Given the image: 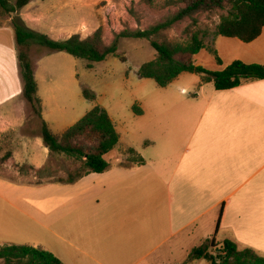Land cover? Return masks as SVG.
<instances>
[{
    "label": "crops",
    "instance_id": "1",
    "mask_svg": "<svg viewBox=\"0 0 264 264\" xmlns=\"http://www.w3.org/2000/svg\"><path fill=\"white\" fill-rule=\"evenodd\" d=\"M58 1L63 6L54 15L42 10L44 0H33L19 16L29 29L55 41L80 35L85 21L73 14L75 0ZM225 40L220 44L232 53L230 58L223 61L215 55L212 42L207 49L217 65L208 70L200 62L205 56L209 59L205 48L195 55L196 66L212 72L234 61L264 67V27L250 43ZM66 56L70 55L51 53L42 60L74 64ZM40 77L37 65L41 117L54 134H63L99 106L107 112L119 142L104 156L110 165L106 172L91 173L73 184L61 183L63 176L36 186L0 179V246L30 245L62 264H182L175 260L178 253L187 258L193 248L213 238L264 252V80L217 91L214 86L207 89L212 83H202L201 78L192 101L181 105L172 99L181 109L142 105L122 112L97 103L81 111L60 109L52 80L41 85ZM20 96L14 29L11 17L0 16L3 130L17 131L24 125L26 109H14ZM19 141L31 144L25 136ZM35 146L28 163L40 169L49 157L40 134ZM130 150L143 162L122 165ZM56 173L50 171V178Z\"/></svg>",
    "mask_w": 264,
    "mask_h": 264
},
{
    "label": "trees",
    "instance_id": "2",
    "mask_svg": "<svg viewBox=\"0 0 264 264\" xmlns=\"http://www.w3.org/2000/svg\"><path fill=\"white\" fill-rule=\"evenodd\" d=\"M33 0H0V16L11 17L17 49V59L20 79L22 82V98L40 119V138L49 156L59 155L77 164L79 171L68 174L61 183L73 184L91 173H104L110 165L104 156L112 152L119 142L114 125L107 112L96 106L88 111L76 124L61 135L54 134L42 120L41 100L38 97V87L35 80L36 64L30 57L33 46L41 55L65 53L75 59L92 64L115 57L120 39L147 40L156 53V58L142 64L138 69L141 79H149L164 88L183 73L200 75L202 83H212L215 90L223 91L239 87L245 82L264 80V67L258 64H244L234 61L221 71H208L196 66L194 57L207 48L204 36L193 32L185 44H174L164 39V33L176 23L189 19L191 24H197L196 15L214 11H224L216 27L215 34L224 38H234L243 43H250L261 35L264 27V0H171L169 4H182L175 14L166 17L145 30H123L115 35L109 45L102 41L101 30H96L91 36L81 38L76 34L64 41H55L48 36L29 29L19 12ZM45 50L44 53L42 51ZM219 62V60L217 59ZM86 99H91L83 91ZM129 153L133 155V151ZM142 163L141 159L137 160ZM25 167H19L23 170ZM49 162L35 171L36 175L50 174ZM218 229V223L216 230ZM216 253L212 254L210 249ZM218 252V253H217ZM189 260H203L209 264H264V258L259 257L250 249L239 251L235 243L223 241L216 243L211 239L199 247H195L188 256ZM0 264H62L51 253L30 245L0 246Z\"/></svg>",
    "mask_w": 264,
    "mask_h": 264
},
{
    "label": "rangeland",
    "instance_id": "3",
    "mask_svg": "<svg viewBox=\"0 0 264 264\" xmlns=\"http://www.w3.org/2000/svg\"><path fill=\"white\" fill-rule=\"evenodd\" d=\"M170 1L75 0L73 14L77 21L78 19L85 21L79 29L83 39L100 29L103 43L109 45L115 35L123 30H145L175 14L183 7L182 4L171 5ZM41 6L46 14L54 15L63 4L58 0H44ZM228 10L229 8L224 11L200 13L196 15L197 24L195 26L189 19L178 22L164 33V39L170 43L183 45L188 42L193 32H200V35L204 36L207 48L211 47L213 42L216 46L215 51H217L215 55L218 54L223 61H226L232 53H229L230 51L225 49V45L220 42L228 40L217 36L215 31L220 18L226 16ZM38 49L37 46H33L30 57L36 66L38 65L39 74L43 78L42 80L40 77L39 82L44 85L46 79L52 80V87L58 93L56 102L60 109L81 111L91 109V106L96 103L103 104L108 109H122V112H125V109H141L142 105L151 109H181L180 104H173L172 99H177L181 105L185 101H192L201 82L199 75L185 73L176 78L173 84L160 88L152 80L139 78V67L156 58V53L147 40L120 39L116 56L92 64L91 68H88L86 61L71 56L66 57L75 61L74 64L54 59L42 60L49 54L41 55L39 51L41 49ZM207 51L209 59L205 56L200 59V62H204L205 68L210 70L211 66L215 67L217 63L212 50L207 49ZM44 52L45 50L42 51ZM175 85H180L187 90L181 93V89H176ZM205 87L212 89L213 85L207 84ZM83 91L92 98L86 99ZM94 99L95 102L92 101ZM14 106L17 107L14 109H26V119L24 125L17 131L3 130L0 121V129H2L0 132V179L36 186L55 181L59 176L66 179L68 173L74 174L79 171L77 164L71 163L62 156L53 155L48 157L47 162H49L50 170L57 173L51 178L48 175H36L37 169L28 163V155L36 154L35 137L40 134L41 122L21 96L15 99ZM20 136L30 138L31 144L28 147L20 144ZM127 154L122 165L130 166L138 162V159L129 151ZM21 162L24 163L21 164ZM35 163L39 164L38 161ZM21 166L25 168L20 170ZM237 249L242 251L244 247L239 246ZM210 252L216 253L213 248ZM189 254L185 258L183 254L178 253L175 260H180L182 264H209L203 260H189ZM256 255L264 258V252H256Z\"/></svg>",
    "mask_w": 264,
    "mask_h": 264
}]
</instances>
